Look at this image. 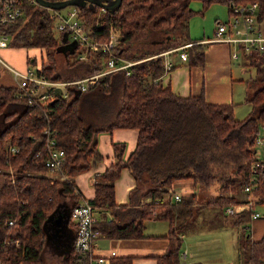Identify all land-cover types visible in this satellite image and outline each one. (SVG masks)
Listing matches in <instances>:
<instances>
[{
  "label": "trees",
  "instance_id": "trees-1",
  "mask_svg": "<svg viewBox=\"0 0 264 264\" xmlns=\"http://www.w3.org/2000/svg\"><path fill=\"white\" fill-rule=\"evenodd\" d=\"M204 1L206 4L223 1L228 9L230 3L257 1V21H264V0ZM78 9L84 29L91 37L104 40L110 26L118 30L114 52L124 57H149L174 44L191 41L186 49L190 63L203 61L202 44L188 33V19L195 12L189 7V0H121L114 11L88 4ZM52 20L46 7L25 4L23 15L6 31L13 36V43L52 46L56 52L61 43L53 34ZM20 24L25 27L18 29ZM159 39L164 43L172 40L153 48L152 43ZM63 46V55L67 56L63 70H58L60 64L52 54L51 61L41 67L46 77L70 80L104 67L105 52L88 50L85 59H69L76 50L70 53L69 46L66 43ZM260 59L255 78L249 82H254V90L244 98L251 108L241 119L234 117L233 104L207 102L202 92L181 96L168 85L163 86L159 81L163 73L160 55L131 66L129 75L123 71L105 74L86 91L74 93L70 88L68 96H56L45 110L15 97L14 86L0 85V264H45L44 220L63 197L70 196V208L76 202L74 186L68 178L87 168L90 156L99 157L95 143L96 134L102 129L135 127L138 134L126 159L120 156L123 144H112L116 159L97 175L94 196L88 200L94 206H105L112 218L98 219L93 226L106 237H140L145 220H167L170 246L157 257V264H181L177 233L188 225L191 204L197 201L195 193L181 195L178 201L165 199L163 195L173 180L192 178L201 188L215 186L216 194L205 203L223 209L227 203L247 201L243 186L252 174L258 184L253 195L264 201V166L255 171L250 167L255 159L254 138L264 124V57ZM108 98L115 100L113 119L105 127L95 125L90 114L94 115L98 109L105 112L100 105ZM82 104L90 116L89 122L82 114ZM46 124L56 129L57 145L64 150L61 172L65 179L45 174L43 150L35 156L42 148ZM10 146H17L18 150L10 153ZM122 167L135 180L129 196L139 193L138 200H143L139 205L115 202L114 180ZM249 215L248 211H241L232 223L246 221ZM242 252L243 264H264V235L258 240L247 238ZM84 260V254L71 246L62 255L60 264H82ZM110 264H131V257L113 256Z\"/></svg>",
  "mask_w": 264,
  "mask_h": 264
},
{
  "label": "crops",
  "instance_id": "crops-1",
  "mask_svg": "<svg viewBox=\"0 0 264 264\" xmlns=\"http://www.w3.org/2000/svg\"><path fill=\"white\" fill-rule=\"evenodd\" d=\"M213 37V35H206L205 32H202L201 36L194 38L202 44L204 50L202 63H190V56L181 58L178 55V50L168 52L167 56L172 65L170 69L161 74L159 81L163 86L168 85L173 92L181 96L195 95L202 92L207 102L233 104L234 115L237 100L236 95H234L235 64L239 62L243 67L241 68L247 70L248 68L244 64L246 57L245 54L241 53L237 58H231V44L215 40L205 41ZM171 40L166 41V44L170 43ZM153 43L160 47L164 45V40H155ZM8 46L0 47V85L15 87L16 76L11 71L6 73L4 66L1 64L2 60L6 61L4 59L5 55L11 51ZM171 48L174 47L163 51ZM5 58H8L7 62L10 63V66L20 71H24L29 67L27 65L28 61L35 60L34 56L28 60L27 55L19 57L9 55ZM254 78L255 75L253 78L251 76L246 79L245 96L254 90V82L249 84ZM246 103L251 108L250 103ZM86 108L88 109V105H86ZM104 115L105 112H101L99 109L94 115L90 114L91 117L96 116L97 122L103 117L104 124L102 127H105L113 119L111 114L107 118H104ZM137 134L138 129L135 127H113L109 130L102 129L97 132L95 148L99 157L94 158L91 156V162L87 168L68 178L76 192L75 201L89 200L94 196L93 184L97 175L116 159L117 154L114 152L112 144L115 142L123 144L120 156L126 159L135 147ZM46 174L53 178H66L63 173L59 172L53 174L46 172ZM134 186L133 176L126 167H122L119 175L114 180L115 202L134 206L141 204L143 200H138L139 193L133 194L132 197L129 196ZM212 187L213 192L216 194L215 186ZM205 189L194 184L192 178H177L172 181L168 192L163 195L165 199H168L173 192H178L181 195L195 193L197 197L195 204L204 206V210L199 213V216L181 232L177 233L180 238L179 262L181 264H243L242 246L246 239L258 240L264 235V201L253 199L248 207L246 201L241 203V211H248L250 215L248 220L234 224L232 223L234 216L241 211L227 213L224 211L225 205H223V209L222 207L220 209L218 205H215V207L217 206L219 209L206 205V200L213 196L208 197L207 194L197 196L201 195L203 193L201 191ZM203 197H206V199ZM69 199L70 196H65L62 201L69 205ZM209 208L212 211L207 210ZM252 211L257 212L258 215L252 217ZM93 216L94 221L98 219L110 220L112 218L110 211L105 206H94ZM66 226L74 236L75 229L70 219L67 220ZM142 233L143 235L140 237H106L99 234L94 240L93 252L109 255V252L113 250L114 256H130L131 264H157V257L165 253L170 246L169 222L155 218L145 220ZM72 240L70 245L73 247ZM61 257L62 255L59 259Z\"/></svg>",
  "mask_w": 264,
  "mask_h": 264
},
{
  "label": "built area",
  "instance_id": "built-area-1",
  "mask_svg": "<svg viewBox=\"0 0 264 264\" xmlns=\"http://www.w3.org/2000/svg\"><path fill=\"white\" fill-rule=\"evenodd\" d=\"M25 4L40 5L36 0H0V47L8 45L10 35L7 33L6 29L23 15ZM258 6L259 3L257 1L230 3L228 9L229 17L226 21L218 20L214 31V37L206 39L205 41L215 40L231 44V58H237L241 53L249 54L252 52L264 51V30L258 26L257 21ZM47 9L49 10L50 17L56 20L54 27L59 33L57 38L58 42H62L64 32L66 34L65 41L70 42L75 40L77 58L85 59L84 54L88 50L95 49L105 52L106 57L104 59V67L101 71L70 80L51 79L46 77L41 70L42 62L38 63L35 70L31 67H27L24 71H20L9 66L17 78L14 96L23 99V101L31 107H40L43 110H45V107L57 96L53 90L56 86L61 89L58 96H68L70 88L72 90L78 89L79 92H82L87 90L90 86L96 85L101 76L114 71H123L124 74L129 75L131 66L137 64L139 61L156 55L162 56L164 73L170 69L172 65L167 53L178 50L179 57L187 58L186 49L193 43L191 41L185 42L177 47L149 57L130 59L114 52L119 37L118 30L113 26H110L106 39L97 40L87 34L84 29L83 20L78 7L68 6L65 12L61 9ZM153 81H156V79H153ZM262 126L264 127V124ZM262 126L259 127L258 133L254 138V145L255 143L264 145V137L260 136V134L264 135V129L261 128ZM55 133L56 129L49 125L43 129V148L46 154L44 166L48 171L62 173L61 166L65 154L63 148L57 145ZM17 150V146H10L8 151L14 153ZM39 153L40 151L37 150L35 156L39 155ZM261 165L264 166V159L261 160L255 156L250 167L252 171H255L256 168ZM257 185L256 179L251 174L249 182L243 186V190L248 193V199L246 201L247 207L254 199L253 190L257 189ZM169 198L173 201H178L181 198V194L173 192ZM93 209L94 205L86 199L77 200L71 206L69 219L75 229L73 248L84 254L85 260L82 264H110V259L115 254L113 250L109 252V255L95 254L93 252L94 240L96 236L99 235L97 229L93 226ZM241 210V204L229 205L224 208V211L227 213H235ZM257 215V212H251L252 217H256Z\"/></svg>",
  "mask_w": 264,
  "mask_h": 264
},
{
  "label": "rangeland",
  "instance_id": "rangeland-1",
  "mask_svg": "<svg viewBox=\"0 0 264 264\" xmlns=\"http://www.w3.org/2000/svg\"><path fill=\"white\" fill-rule=\"evenodd\" d=\"M67 7L68 6L61 8V10H63V12H65L67 10ZM189 7L195 11L188 19V33H189L191 39H194L197 36H201L202 32H205L206 35L208 34V35L214 36V31H215V28L217 25L216 19H220L221 21H226L227 18L229 17L228 6L223 1H210L208 4H206L204 0H189ZM39 9H41V7H39ZM46 10L49 13V10L47 8H46ZM55 22H56V20L53 19L52 20L53 34L56 38H58L59 33L54 27ZM21 26L25 27L24 24H20L17 26V28L20 29ZM258 26H260L264 30V21L258 23ZM10 36L11 37H9V40H8V42H9V44H8L9 48L8 49L11 51H9V53L7 55H5V57H7L9 55H11L12 57H14V56L19 57V56L27 55L28 60H29L30 57L34 56L35 60L34 61H28L27 65L35 70L36 67L38 66L39 62H42V64H44V63L48 64L51 61V59H49V56H52V54H53L54 59H56V61L61 65V66L59 65L58 70L59 71L63 70L62 68H63V63L65 61L64 59L67 58V56L63 55V51L61 50L62 48L56 52H53L54 49L52 46L51 47H42V48L36 47V46L26 47L23 44H21L20 42L13 43V36L12 35H10ZM152 44H154L152 46L153 48H158V46H159V45H156L155 43H152ZM163 44L167 45L166 42ZM177 45H180V44L179 43L174 44L171 47H177ZM140 47H141L140 49H143L144 46L141 45ZM49 53H51V54H49ZM84 55L86 58L87 52ZM244 56L246 57L244 64L247 66V68H248L247 70L244 69L245 70L244 71L242 69L243 67H242L241 63L235 62L236 64H235L234 95H236L237 100H236V104H235L234 115H235V118H237V119L244 118L248 114V111L250 110L248 104L244 100L245 89H246V79L248 77H251V76L253 78L254 75H256V70H257V67L259 65V61L261 60L260 58L264 57V51L252 52L249 54H245ZM5 57H4V59L6 61L4 62L2 60L3 63H1V64L4 66L5 72L10 73V71H11L10 67H12V66H10L9 62H7L8 58H5ZM73 58H77V53L74 54V56H73V54H70L69 59H73ZM143 58H145V57H143ZM138 59H140V58H138ZM139 62H141V61H139ZM41 67H42V65H41ZM239 78H240V80H239ZM90 91H92V90H90ZM90 93L92 95H95V93H93V92H90ZM99 99L102 100L101 97H99ZM102 101L99 100V103H102ZM114 103H115L114 99L108 98L106 101H104L100 105V107L102 105L105 107L104 118H107L111 114L112 107H113ZM81 111H82V114H83L85 120L87 122H89L90 116L86 112L85 106L83 104L81 105ZM92 121L94 122L95 125L98 123L97 124L98 126H102L104 124L103 117L101 120H98L99 122H97L96 116H94V117H92ZM105 123H106V120H105ZM48 125L49 124H46L44 126V128ZM52 128H54V127H52ZM261 128L264 129L263 126ZM260 136L264 137L263 134H260ZM38 150L44 151L43 136H42V148H40ZM255 156H256V158H259L261 160L264 159V145H262L260 143H255ZM90 159H91V156L89 157V160ZM46 172L49 174L55 173L54 171H48V169ZM55 179H59V178H55ZM212 188H213L212 186L206 188L204 191H201V192H203V193H201V195H197V196H205L206 194L208 195V197L214 196L215 192H213L214 189L212 190ZM227 194L229 195V193H227ZM245 194H246V197L248 199V193L245 192ZM203 198L206 199V197H203ZM253 198L256 199L255 194L253 195ZM223 203H224V201H223ZM225 203H227V201H225ZM235 204H241V203H227V204H225V206L227 207L229 205L232 206ZM209 206H213V205L210 204ZM191 207H192V211H191L190 215L187 216V219H186V222L188 225L199 216V213L201 211L204 210V206L196 205L195 202L193 204H191ZM213 207L218 208L217 206L216 207L213 206ZM207 210H211V208H209ZM44 257H45V264H60V259H59L60 254L58 255L55 251H53L49 245H46V247H45Z\"/></svg>",
  "mask_w": 264,
  "mask_h": 264
},
{
  "label": "water",
  "instance_id": "water-1",
  "mask_svg": "<svg viewBox=\"0 0 264 264\" xmlns=\"http://www.w3.org/2000/svg\"><path fill=\"white\" fill-rule=\"evenodd\" d=\"M40 5L46 8L51 9H61L66 6H75L80 7L85 4H88L90 7L94 5H98L102 9H109L110 11H114L121 0H36ZM66 34L63 33L62 42L57 47V51L61 48L63 49V45H65ZM66 45L69 46L68 51L72 53L75 49L76 42L72 40L70 42H66ZM61 49V50H62ZM54 93L58 96L61 92L60 87L56 86L53 88ZM74 93H79L78 89L73 90ZM53 101V100H52ZM51 101V102H52ZM70 215V207L65 202L60 201L57 203L55 208L48 214L47 218L43 223V231L45 233V244L49 245L50 248L55 251L58 255H64L68 253L69 248L71 247V240L74 236L70 233V230L66 226V222L69 219ZM73 241V240H72Z\"/></svg>",
  "mask_w": 264,
  "mask_h": 264
},
{
  "label": "bare ground",
  "instance_id": "bare-ground-1",
  "mask_svg": "<svg viewBox=\"0 0 264 264\" xmlns=\"http://www.w3.org/2000/svg\"><path fill=\"white\" fill-rule=\"evenodd\" d=\"M38 7V6H37ZM15 23V22H14ZM122 56H124V55H122ZM156 57V56H155Z\"/></svg>",
  "mask_w": 264,
  "mask_h": 264
}]
</instances>
